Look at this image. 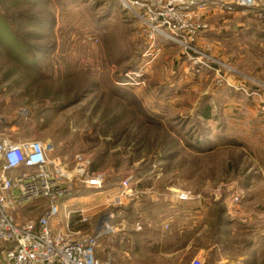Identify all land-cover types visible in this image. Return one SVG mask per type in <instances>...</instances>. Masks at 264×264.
Here are the masks:
<instances>
[{"label":"rangeland","instance_id":"rangeland-1","mask_svg":"<svg viewBox=\"0 0 264 264\" xmlns=\"http://www.w3.org/2000/svg\"><path fill=\"white\" fill-rule=\"evenodd\" d=\"M204 23L178 44L150 40L120 0H0V133L41 142L67 175H103L97 191L71 178L52 222L87 235L111 224L100 262L218 264L238 250L217 211L264 170V0L212 8ZM36 205L18 219L37 218ZM256 252L226 264H264Z\"/></svg>","mask_w":264,"mask_h":264},{"label":"built area","instance_id":"built-area-1","mask_svg":"<svg viewBox=\"0 0 264 264\" xmlns=\"http://www.w3.org/2000/svg\"><path fill=\"white\" fill-rule=\"evenodd\" d=\"M120 2L134 14L150 40L157 36L178 44L189 42L206 28L204 18L210 9L219 12L233 11L235 8L249 10L256 4V0ZM153 48V43H150L149 57ZM48 151L47 146L39 141L12 143L0 133V246L5 264H109V261L100 262L94 254L101 234L112 232V226L106 220L91 235L69 230L53 231L51 226L60 213V204L70 196L71 178H79L85 188L97 191L102 187L103 175L89 173L85 165H77L75 173L67 175L62 162L50 159ZM129 194L121 192L122 196ZM120 196L114 200L119 201ZM178 198L186 201L189 196L183 193ZM239 198L235 196L232 202L237 204ZM38 203L45 208L37 218L18 219V208H34ZM80 217V222L87 220L83 211H80ZM190 264L203 263L193 259ZM218 264L226 263L219 261Z\"/></svg>","mask_w":264,"mask_h":264},{"label":"crops","instance_id":"crops-1","mask_svg":"<svg viewBox=\"0 0 264 264\" xmlns=\"http://www.w3.org/2000/svg\"><path fill=\"white\" fill-rule=\"evenodd\" d=\"M261 171V178L260 180H257L255 182H252L249 184V186L245 188H237L238 190L236 192L242 193V201L240 204L236 205V207H228L224 209H220V218L222 223L226 227L225 232L226 236L230 238V240H238V250L236 252V246L231 245V251H233V255L230 256L227 253L220 256L219 261L228 263V259H236L241 258L243 259L241 262L245 263L244 258L246 256H250V252H256L255 256L263 257L264 256V189L263 187L259 186L264 184V170L260 169ZM258 184V185H257ZM264 186V185H263ZM262 188V189H261ZM90 190V189H88ZM261 191V192H260ZM63 203V202H62ZM182 205H188L189 204H182ZM120 211L118 212L119 215ZM222 217H225V219H222ZM221 223V222H220ZM222 224V225H223ZM52 226V225H51ZM119 226V225H118ZM120 227H124L123 225ZM173 227H175L173 225ZM52 229L57 231L53 225ZM186 227H182V230L184 231ZM53 230V231H54ZM205 232V231H204ZM201 233H199L200 235ZM244 234H250V239L252 240L249 242L246 246L242 245L244 241H240V237ZM217 242V241H216ZM214 247L217 246V244L213 245ZM211 248L212 245L202 246L197 249V253L200 252L201 248ZM1 246H0V264H5V260L3 257V254L1 253ZM248 248V249H247ZM248 251H247V250ZM199 251V252H198ZM218 261V260H217Z\"/></svg>","mask_w":264,"mask_h":264},{"label":"trees","instance_id":"trees-1","mask_svg":"<svg viewBox=\"0 0 264 264\" xmlns=\"http://www.w3.org/2000/svg\"><path fill=\"white\" fill-rule=\"evenodd\" d=\"M1 44V46L3 45L2 43H0Z\"/></svg>","mask_w":264,"mask_h":264}]
</instances>
